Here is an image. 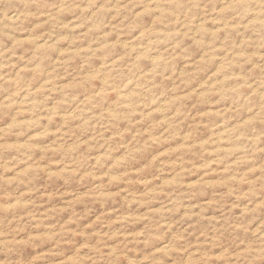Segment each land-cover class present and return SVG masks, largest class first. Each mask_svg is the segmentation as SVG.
I'll return each mask as SVG.
<instances>
[{"label":"rangeland","instance_id":"obj_1","mask_svg":"<svg viewBox=\"0 0 264 264\" xmlns=\"http://www.w3.org/2000/svg\"><path fill=\"white\" fill-rule=\"evenodd\" d=\"M0 264H264V0H0Z\"/></svg>","mask_w":264,"mask_h":264},{"label":"bare ground","instance_id":"obj_2","mask_svg":"<svg viewBox=\"0 0 264 264\" xmlns=\"http://www.w3.org/2000/svg\"><path fill=\"white\" fill-rule=\"evenodd\" d=\"M158 4V3H157ZM151 8V7H150ZM164 11V10H163ZM33 42V41H32ZM35 45V44H34ZM143 54V53H142ZM121 93V92H120ZM130 100V99H129ZM124 101V100H123Z\"/></svg>","mask_w":264,"mask_h":264}]
</instances>
